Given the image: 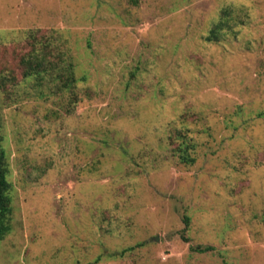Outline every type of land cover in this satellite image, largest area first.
Masks as SVG:
<instances>
[{
    "label": "rangeland",
    "instance_id": "rangeland-1",
    "mask_svg": "<svg viewBox=\"0 0 264 264\" xmlns=\"http://www.w3.org/2000/svg\"><path fill=\"white\" fill-rule=\"evenodd\" d=\"M0 116V264H264V0H0Z\"/></svg>",
    "mask_w": 264,
    "mask_h": 264
},
{
    "label": "trees",
    "instance_id": "trees-1",
    "mask_svg": "<svg viewBox=\"0 0 264 264\" xmlns=\"http://www.w3.org/2000/svg\"><path fill=\"white\" fill-rule=\"evenodd\" d=\"M230 9H227L223 16L220 17V19L214 24L213 28L209 31V34L207 36L208 40H218L221 36V32L223 29H229L230 28V21L231 17L229 16ZM33 37V34L30 35V37ZM35 41V39L33 40ZM43 50L41 51H35V54L33 53L30 57V59L26 62L28 65V70L25 72L26 76H29L34 73H39L40 66L43 63H47V56H46V50L48 48V42L43 44ZM35 59V64H31L32 61ZM69 68L68 70L65 69V76H61V73L59 74V77L63 79L64 87L69 88L73 87L75 84V78H74V71L72 64H68ZM1 116H0V128H1ZM180 160L184 163H193L194 158L190 156V154L187 151L186 147L180 146ZM7 162H6V154L5 149L2 146V136L0 133V241L10 232L11 225H10V216L12 212V206H11V196L9 194L10 191V182L7 179ZM186 222H188V218L186 217ZM211 246H197L195 247L196 251L199 252H206L208 250H211Z\"/></svg>",
    "mask_w": 264,
    "mask_h": 264
},
{
    "label": "water",
    "instance_id": "water-1",
    "mask_svg": "<svg viewBox=\"0 0 264 264\" xmlns=\"http://www.w3.org/2000/svg\"><path fill=\"white\" fill-rule=\"evenodd\" d=\"M156 240H158V238H156Z\"/></svg>",
    "mask_w": 264,
    "mask_h": 264
}]
</instances>
